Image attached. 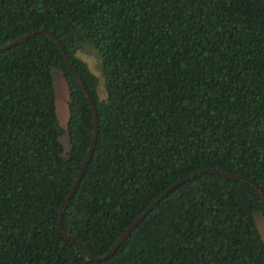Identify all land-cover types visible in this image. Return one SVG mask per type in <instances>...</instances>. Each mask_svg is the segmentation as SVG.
I'll use <instances>...</instances> for the list:
<instances>
[{
	"label": "trees",
	"instance_id": "obj_1",
	"mask_svg": "<svg viewBox=\"0 0 264 264\" xmlns=\"http://www.w3.org/2000/svg\"><path fill=\"white\" fill-rule=\"evenodd\" d=\"M0 264H264L254 184L191 177L96 260L164 189L215 166L264 192V0H0ZM100 57L99 77L76 54ZM68 88L55 109L54 71ZM66 133L65 148L60 136Z\"/></svg>",
	"mask_w": 264,
	"mask_h": 264
},
{
	"label": "water",
	"instance_id": "obj_2",
	"mask_svg": "<svg viewBox=\"0 0 264 264\" xmlns=\"http://www.w3.org/2000/svg\"><path fill=\"white\" fill-rule=\"evenodd\" d=\"M37 32H41V33H45L47 34L48 36H50L56 43L57 45L59 46V48L61 49L62 53H63V56L65 58V61L72 73V75L74 76V78L76 79V81L79 83V85L81 86V88L83 89L86 97H87V100L89 102V105L91 107V110H92V114H93V132H92V139H91V143H90V146L88 148V151L85 155V158L79 168V171L77 172V175L69 189V192L67 193L66 197L64 198L62 204H61V207L59 209V216H58V220H57V225H58V230L59 232L66 238L72 240V241H75L77 243H80L82 245L85 246L86 249L89 250L88 246L82 241L80 240L79 238H76L74 237L73 235L67 233L66 231H64L62 228H61V214L63 212V209H64V205L65 203L67 202V200L69 199V197L72 195V193L75 191L79 181H80V178L85 170V167L91 157V154H92V150L94 148V145H95V141H96V135H97V123H98V119H97V110H96V105H95V100L93 98V95L91 94L90 90L88 89V87L86 86L83 78L81 77V75L78 73V71L75 69L72 61H71V57H70V54L68 53V51L66 50L65 48V45L62 43V41L58 38V36L53 33L51 30L49 29H46V28H37V29H34V30H30L16 38H13L11 39L10 41L0 45V51L1 50H4L5 48L7 47H10L18 42H21L22 40L26 39L29 35L33 34V33H37ZM205 171H212V172H215V173H219L223 176H228V177H240V178H245L249 181H251L256 190H257V193L260 197V200H261V203L264 207V192H263V189L262 187L259 185V183H257L255 180L243 175V174H236V173H233V172H229V171H225V170H222L220 168H217L215 166H207V167H204V168H201V169H198L196 171H193L185 176H182L180 178H178L177 180H175L173 183H171L166 189H164L155 199H153L144 209L143 211H141L132 221L131 223L119 234V236L117 237V239L111 244V246L107 249V251H105L103 254L101 255H91L92 258L96 259V260H101V259H104L106 257H108L116 248L117 246L119 245V243L123 240V238L131 231L132 228L135 227V225L146 215V213L152 209V207L158 203L160 201V199H162V197L164 195H166L170 190H172L173 188H175L177 185H179L180 183H182L183 181L191 178V177H194L202 172H205Z\"/></svg>",
	"mask_w": 264,
	"mask_h": 264
},
{
	"label": "rangeland",
	"instance_id": "obj_3",
	"mask_svg": "<svg viewBox=\"0 0 264 264\" xmlns=\"http://www.w3.org/2000/svg\"><path fill=\"white\" fill-rule=\"evenodd\" d=\"M76 54L82 58L88 64L91 71L99 77L98 93L103 97L105 95V88L101 75L100 57L96 50L92 46L80 44L76 49ZM53 87L57 120L60 125H65L68 119V88L61 71L56 69L53 73ZM60 138L65 148H67L69 146L67 134L63 133ZM255 222L264 239V216L260 213H255Z\"/></svg>",
	"mask_w": 264,
	"mask_h": 264
}]
</instances>
